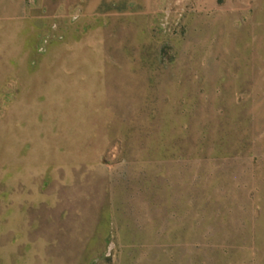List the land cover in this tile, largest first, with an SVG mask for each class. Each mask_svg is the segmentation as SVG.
I'll list each match as a JSON object with an SVG mask.
<instances>
[{"label":"rangeland","instance_id":"rangeland-1","mask_svg":"<svg viewBox=\"0 0 264 264\" xmlns=\"http://www.w3.org/2000/svg\"><path fill=\"white\" fill-rule=\"evenodd\" d=\"M0 264H264V0H0Z\"/></svg>","mask_w":264,"mask_h":264}]
</instances>
